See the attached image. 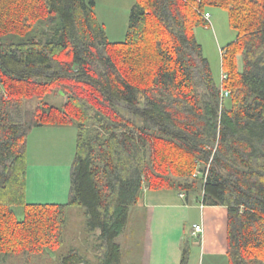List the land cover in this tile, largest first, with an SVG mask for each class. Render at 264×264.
Returning a JSON list of instances; mask_svg holds the SVG:
<instances>
[{"label": "trees", "instance_id": "16d2710c", "mask_svg": "<svg viewBox=\"0 0 264 264\" xmlns=\"http://www.w3.org/2000/svg\"><path fill=\"white\" fill-rule=\"evenodd\" d=\"M212 6L237 30L222 49L221 85L195 34ZM56 87L63 107L28 108ZM68 124L69 200L29 203L28 135ZM144 186L226 206L229 264H264V0H136L120 42L95 0H0L1 263L8 249L63 243L67 210L81 207L98 231V264H121L118 238ZM62 264L89 262L72 248Z\"/></svg>", "mask_w": 264, "mask_h": 264}, {"label": "rangeland", "instance_id": "374dc122", "mask_svg": "<svg viewBox=\"0 0 264 264\" xmlns=\"http://www.w3.org/2000/svg\"><path fill=\"white\" fill-rule=\"evenodd\" d=\"M135 1L110 0L111 13L118 19L121 17L123 20L127 19L128 21ZM208 11L211 13L210 26L197 27L195 34L197 41L203 47L204 55L209 60L217 84L221 85L223 72L221 49H224L236 39L237 30L230 25L226 9L212 6L209 7ZM40 24H34V28H43ZM111 39L114 38L111 36ZM67 99L68 96L56 87L54 91L44 94L42 98L36 96L26 103L28 108L34 109L42 103L63 107ZM55 126L46 127V130L34 128L28 135L27 161L31 188L30 193L27 195L30 200L27 199L29 203H31L32 199L46 201L63 198L64 202L61 203H67L69 200L71 167L77 150V126ZM133 208L134 206L131 208L130 222L123 234L118 238L122 246L121 264H130L131 261L141 264L143 247L146 245L144 241L147 227L146 212L142 210L141 214L135 217ZM15 211L18 220H23L25 214L23 207H17ZM194 219L195 217L192 216L187 222L188 233ZM85 221L86 216L83 208H70L67 210V224L64 228L65 239L63 243L44 247H38V244H36L37 247L32 250L8 249V251L4 252L9 254L6 257V261L1 263V257L0 264H62L63 255H66L72 248H76L86 254L89 264H98L99 261L95 249L98 231L88 232ZM193 242L187 235L184 237L181 245L182 256L180 262L183 258L184 249L189 248L190 251H193ZM128 249H130V253L127 252ZM190 262L191 264H198V256L193 252H191Z\"/></svg>", "mask_w": 264, "mask_h": 264}, {"label": "crops", "instance_id": "0c3cea01", "mask_svg": "<svg viewBox=\"0 0 264 264\" xmlns=\"http://www.w3.org/2000/svg\"><path fill=\"white\" fill-rule=\"evenodd\" d=\"M95 2L96 12L106 28L109 39L113 42L123 41L130 17L127 21L114 16L111 13L110 0H95ZM111 36L114 39H111ZM238 59L240 62L241 57ZM68 125L55 127H68ZM49 126L51 125L35 128L46 130ZM30 189L28 170L27 195ZM201 197L198 193H191L187 200L185 193L176 189H151L144 186L142 196L133 208L135 217H138L142 210L146 212L147 227L144 235L146 245L143 247L141 264H178L182 256L181 245L186 235L194 241L188 264H191V252L198 256V264H229L228 208L222 205L204 204ZM27 199L29 200L28 196ZM32 202L61 203L64 199L46 201L32 199ZM192 216L195 219L188 233L186 225ZM196 224L202 226L200 232L195 231ZM127 252L130 253V249ZM130 264L136 263L131 261Z\"/></svg>", "mask_w": 264, "mask_h": 264}, {"label": "built area", "instance_id": "2783aa9c", "mask_svg": "<svg viewBox=\"0 0 264 264\" xmlns=\"http://www.w3.org/2000/svg\"><path fill=\"white\" fill-rule=\"evenodd\" d=\"M203 15H204V17H205V18L209 21V23H210L211 13H210L209 11H207V12H205ZM221 52H223L222 49H221ZM226 78H227V74L223 71V72H222L221 80L223 81V80L226 79ZM223 95H224V96H228V95H229V92H228V91H223ZM199 175L202 176L203 173H200V172H199ZM194 229H195L196 232H200V231L202 230V226L196 224V225L194 226Z\"/></svg>", "mask_w": 264, "mask_h": 264}]
</instances>
